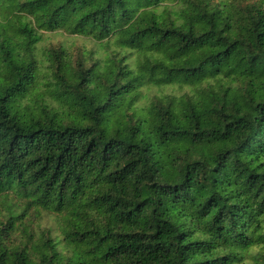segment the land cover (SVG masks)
<instances>
[{
    "label": "trees",
    "instance_id": "16d2710c",
    "mask_svg": "<svg viewBox=\"0 0 264 264\" xmlns=\"http://www.w3.org/2000/svg\"><path fill=\"white\" fill-rule=\"evenodd\" d=\"M0 206V264H264V0H0Z\"/></svg>",
    "mask_w": 264,
    "mask_h": 264
},
{
    "label": "rangeland",
    "instance_id": "374dc122",
    "mask_svg": "<svg viewBox=\"0 0 264 264\" xmlns=\"http://www.w3.org/2000/svg\"><path fill=\"white\" fill-rule=\"evenodd\" d=\"M59 43H67L73 50L77 48L92 49L96 46L90 38L85 36L71 35L62 31L48 34L46 45H57Z\"/></svg>",
    "mask_w": 264,
    "mask_h": 264
}]
</instances>
